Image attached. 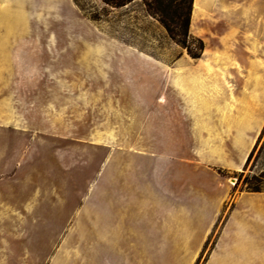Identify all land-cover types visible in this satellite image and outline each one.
I'll list each match as a JSON object with an SVG mask.
<instances>
[{"label":"rangeland","instance_id":"obj_1","mask_svg":"<svg viewBox=\"0 0 264 264\" xmlns=\"http://www.w3.org/2000/svg\"><path fill=\"white\" fill-rule=\"evenodd\" d=\"M246 1L213 0L206 5L202 0L201 6L207 12L210 6L213 13L211 20L201 17L208 21L201 38L192 28L193 0L186 39L190 50L198 53L200 40L202 58L210 44L225 37L231 22L249 24L247 16L242 18ZM35 45L42 50L37 62L29 56ZM198 60L140 0L122 8L101 0H0V84L4 70L14 73L23 65L55 71V90L46 96L26 93V109L19 113L34 124L31 128L51 127L59 137L72 140V217L57 224V264H190L191 253H162L159 239L114 238L113 221L120 180L130 201L129 208H122L126 219L160 218L166 205L161 197V136H174L180 128L184 137L179 148L191 150L192 143L184 138L187 133L193 138L194 117L202 124L200 131L208 130V96L187 103L181 95L178 101V93L166 85L173 83L172 73L196 69ZM167 71L170 77L165 79ZM44 80L48 82L37 81ZM176 145L169 143L170 151ZM218 174L236 192L255 187L264 192V129L245 168ZM129 178L131 191L124 187ZM183 192L181 205L192 215L191 192L187 186ZM215 238L193 264H204Z\"/></svg>","mask_w":264,"mask_h":264},{"label":"crops","instance_id":"obj_2","mask_svg":"<svg viewBox=\"0 0 264 264\" xmlns=\"http://www.w3.org/2000/svg\"><path fill=\"white\" fill-rule=\"evenodd\" d=\"M201 2L192 25L194 34L203 38L208 21L201 17L213 12L210 6L207 12ZM203 2L213 4V0ZM246 6L242 18L247 16L249 24L231 22L225 37L208 46L196 69L171 74L173 83L167 82L166 88L178 93V101L181 95L187 103L194 99L188 90H182L181 82L192 90L203 85L209 99L208 130L200 131L202 124L194 117L193 138L188 133L184 138L192 143L191 150L179 148L184 137L180 128L174 136H161V197L166 205L160 218L126 219L127 210L122 208H129L130 201L123 195L121 180L118 182L114 238L159 239L162 253L182 254L183 250L191 253L193 264L216 234L204 264H264V192H236L218 174L219 170L240 172L245 168L264 129V0H247ZM39 48L37 45L29 54L37 57L34 62L41 60ZM200 62L212 71L197 73ZM23 67L1 73L0 264H57V224L72 217V140L59 137L51 127L31 128L34 124L19 113L26 109V93L38 91L46 96L47 91L55 90V71ZM169 75L167 71L163 78ZM199 79L202 84H197ZM15 80L19 81L13 85ZM169 143L177 145L170 151ZM125 186L131 191V178ZM185 186L191 192L192 215L181 205ZM196 196L201 199L194 200ZM146 247L149 253L152 244Z\"/></svg>","mask_w":264,"mask_h":264},{"label":"trees","instance_id":"obj_3","mask_svg":"<svg viewBox=\"0 0 264 264\" xmlns=\"http://www.w3.org/2000/svg\"><path fill=\"white\" fill-rule=\"evenodd\" d=\"M106 6L112 8H122L136 0H101ZM144 10L163 24L173 39L177 40L188 50V54L193 59H200L203 52V43L198 40L200 45L199 52L195 53L186 45L188 29L190 26L193 0H140ZM260 187L249 188V192H261Z\"/></svg>","mask_w":264,"mask_h":264},{"label":"bare ground","instance_id":"obj_4","mask_svg":"<svg viewBox=\"0 0 264 264\" xmlns=\"http://www.w3.org/2000/svg\"><path fill=\"white\" fill-rule=\"evenodd\" d=\"M199 4H200V0H195V9H194V12H193V19L195 20L198 16V12H199ZM195 24L193 23L192 25V28L194 30ZM197 73H201L202 71H207V72H211L212 70L208 67V65L206 63H203V62H200L199 63V67L198 69L196 70ZM203 80L199 79L197 84L200 82V84H202ZM195 84V85H197ZM180 87L182 88L183 91H186L188 90V92L194 97V98H200L201 100H204V98H206L208 96L207 92L205 90H203V85L199 87V89H195L193 88H188V83L187 82H181L180 83ZM195 90V91H194ZM194 91V93H193ZM203 97V98H202ZM163 100V99H162ZM161 100V101H162Z\"/></svg>","mask_w":264,"mask_h":264}]
</instances>
